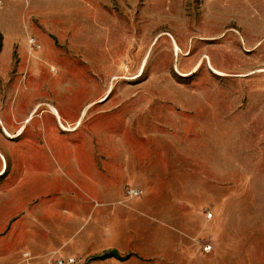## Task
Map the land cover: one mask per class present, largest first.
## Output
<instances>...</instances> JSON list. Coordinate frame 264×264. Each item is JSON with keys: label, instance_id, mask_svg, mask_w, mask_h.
<instances>
[{"label": "rangeland", "instance_id": "374dc122", "mask_svg": "<svg viewBox=\"0 0 264 264\" xmlns=\"http://www.w3.org/2000/svg\"><path fill=\"white\" fill-rule=\"evenodd\" d=\"M0 1V115L14 134L30 115L22 108L40 101L44 108L64 104L67 127L78 112L83 128L100 132L155 123L159 156L142 153L147 163L159 158L163 171L177 137L167 122L177 111H207L220 102L239 110L263 93L264 0ZM76 77L86 84H60ZM36 113L32 128L41 108ZM224 113L233 126L234 116ZM196 131L180 136L199 163L188 169L176 200L177 219L186 225L179 232L182 264H264V134L235 135L241 165L222 167L217 135L209 136L212 147ZM0 135L10 146L25 138ZM112 137L119 142V135ZM50 169L53 189L66 187ZM138 181L125 184L127 194L158 189L157 178ZM168 202L161 199V207ZM17 257L27 264L30 255Z\"/></svg>", "mask_w": 264, "mask_h": 264}, {"label": "crops", "instance_id": "0c3cea01", "mask_svg": "<svg viewBox=\"0 0 264 264\" xmlns=\"http://www.w3.org/2000/svg\"><path fill=\"white\" fill-rule=\"evenodd\" d=\"M44 66H40L43 72ZM60 82L81 87L87 81L76 77L61 78ZM261 91L256 100L239 110L220 102L216 109L207 111L185 115L177 111L167 122L177 137L167 149V169L163 171L159 158L154 156L155 160L147 163L142 153L147 150L159 156L155 123L146 126L138 122L127 132L123 127L117 132L112 128L100 132L96 126L83 128L82 113L78 112L67 127L63 123L67 119L64 104L45 103L49 108H44L40 101L22 108L30 115L14 134L0 115L3 136L25 137L16 146L0 140V264H26L17 257L23 252L30 255L27 264H51L53 252L77 256L89 264H182L179 247L183 250V238L179 232L186 230V225L177 219L176 200L182 195L179 188L188 169L199 163L193 162V150L180 136L188 128L195 129L204 135L205 145L213 147L209 136L216 134L220 166L239 167L235 135L264 134V86ZM223 105L224 110H220ZM39 108L40 123L32 128L28 124ZM226 111L235 118L233 126L226 122ZM114 134L120 136L119 142ZM125 134L132 136L127 139ZM248 151L250 155L254 152ZM228 159L232 163H227ZM13 168L14 173L10 171ZM50 168L62 176L66 187L53 189ZM148 176L157 178L156 191L143 196L127 194L128 183L134 178L139 183L138 179ZM161 199L169 201L167 208L161 207Z\"/></svg>", "mask_w": 264, "mask_h": 264}, {"label": "built area", "instance_id": "2783aa9c", "mask_svg": "<svg viewBox=\"0 0 264 264\" xmlns=\"http://www.w3.org/2000/svg\"><path fill=\"white\" fill-rule=\"evenodd\" d=\"M129 193L138 194V191L129 190ZM205 250H210L211 245H206ZM51 264H89L88 261H84L81 258L73 255H59L57 252H53L50 255Z\"/></svg>", "mask_w": 264, "mask_h": 264}, {"label": "bare ground", "instance_id": "6f19581e", "mask_svg": "<svg viewBox=\"0 0 264 264\" xmlns=\"http://www.w3.org/2000/svg\"><path fill=\"white\" fill-rule=\"evenodd\" d=\"M2 2L0 1V4H1Z\"/></svg>", "mask_w": 264, "mask_h": 264}]
</instances>
